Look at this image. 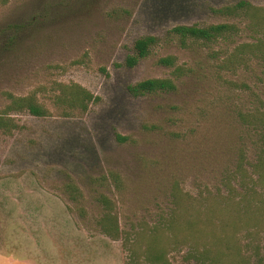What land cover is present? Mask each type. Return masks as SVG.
I'll use <instances>...</instances> for the list:
<instances>
[{
  "label": "rangeland",
  "instance_id": "rangeland-1",
  "mask_svg": "<svg viewBox=\"0 0 264 264\" xmlns=\"http://www.w3.org/2000/svg\"><path fill=\"white\" fill-rule=\"evenodd\" d=\"M223 23L235 29L187 47L170 32ZM147 35L158 43L128 66ZM261 50L264 0H0V114L9 94L50 112L0 129V264H32L17 244L42 221L119 264H207L206 249L209 264H264ZM150 78L177 88L130 92ZM73 84L94 96L85 110Z\"/></svg>",
  "mask_w": 264,
  "mask_h": 264
},
{
  "label": "trees",
  "instance_id": "trees-1",
  "mask_svg": "<svg viewBox=\"0 0 264 264\" xmlns=\"http://www.w3.org/2000/svg\"><path fill=\"white\" fill-rule=\"evenodd\" d=\"M237 7H247L250 10L251 8L253 10H257L250 3H247L245 1L240 2L237 6L234 7V9H236ZM219 12L224 14H232L233 7L219 9ZM234 29L235 27L228 23L213 24L205 27L198 25H177L173 27L170 32L175 35L182 47H187L189 46L190 40L213 42L218 40L220 37H224L227 34L231 33ZM158 41V37L154 35L140 37L135 42L136 54L128 57L127 65L131 67L136 66L142 59L148 57L151 53L152 48L158 43ZM259 47H262V44H260ZM159 62L167 66H172L175 63V58L173 56H168L161 58ZM176 88V84L170 78H150L130 86L129 90L135 96H140L159 91L170 92L176 90ZM66 89L70 90L69 93L71 95V101L84 110L88 107V102L94 98L93 94L90 91L79 84L66 86ZM9 98L10 104L2 112V114H0V129L6 132H11L18 126L17 123H15V119H13V117L11 116L12 113L27 111L28 113L37 117H45L50 113L48 108L38 100L36 95L15 96L9 94ZM69 187L72 189H77V187L72 186L71 184L69 185ZM104 200L105 202H108L107 198L105 197ZM101 225L103 227L104 233L109 237H118V234L116 235L114 232H118L119 223L116 218L111 216V214H108L103 218V220L101 221ZM211 256V251L209 249H206L201 252L200 258L202 260H208L207 264H209L210 261H214ZM165 258L166 254L160 251L157 253V257L155 258V256H153V259L151 258V260L155 263H162ZM203 264H206V262H204Z\"/></svg>",
  "mask_w": 264,
  "mask_h": 264
},
{
  "label": "crops",
  "instance_id": "crops-1",
  "mask_svg": "<svg viewBox=\"0 0 264 264\" xmlns=\"http://www.w3.org/2000/svg\"><path fill=\"white\" fill-rule=\"evenodd\" d=\"M63 224L57 222L51 227L47 221H42L37 225L31 223V228L25 230L24 233L26 241L19 242L17 246H24L22 248L25 249L27 260L32 264H95V262L98 264L99 261L103 262L102 264H119L117 261L113 262L112 257L114 256L109 253L92 251L91 242L88 247H83L79 237L64 238L59 235L57 226L61 225L62 227ZM51 228L53 229L52 233ZM41 235L45 236L48 243L40 240L39 236ZM93 248L95 247L93 246ZM108 259L112 262H108Z\"/></svg>",
  "mask_w": 264,
  "mask_h": 264
}]
</instances>
